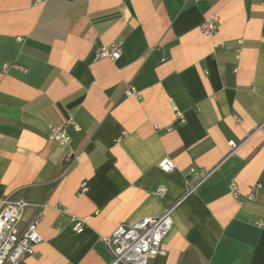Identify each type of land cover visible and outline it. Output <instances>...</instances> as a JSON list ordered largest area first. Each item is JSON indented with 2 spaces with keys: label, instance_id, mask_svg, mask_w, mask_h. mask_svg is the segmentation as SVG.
Returning a JSON list of instances; mask_svg holds the SVG:
<instances>
[{
  "label": "crops",
  "instance_id": "0c3cea01",
  "mask_svg": "<svg viewBox=\"0 0 264 264\" xmlns=\"http://www.w3.org/2000/svg\"><path fill=\"white\" fill-rule=\"evenodd\" d=\"M191 167L213 171L149 264H264V0H0V200L29 202L24 225L44 205L24 264H108L102 236L180 200Z\"/></svg>",
  "mask_w": 264,
  "mask_h": 264
},
{
  "label": "built area",
  "instance_id": "2783aa9c",
  "mask_svg": "<svg viewBox=\"0 0 264 264\" xmlns=\"http://www.w3.org/2000/svg\"><path fill=\"white\" fill-rule=\"evenodd\" d=\"M219 17L213 15L201 25L203 33L213 35L219 28ZM121 56V44L114 43L111 46H103L96 50V58L117 59ZM127 93L137 94L134 88H128ZM175 107V105H174ZM178 118L184 121L183 113L179 112ZM74 123L73 119L69 120ZM74 128L79 130L78 124ZM126 132H124L125 134ZM50 138L64 145H69L71 135L67 132L65 125L51 126ZM232 150L236 148L235 142H230ZM68 157L78 161L80 154H74L71 150ZM164 171H172L175 162L172 158L166 157L159 162ZM213 169L191 167L186 175V190L183 197L164 209L156 217L142 218L134 223L120 224L110 234L102 236L111 259L108 264H149L154 256L166 255L164 240L173 226V212L180 201L194 193L197 188L211 175ZM81 191L88 190V182L81 183ZM235 195L238 194L237 184H232ZM168 188L166 185H159L155 194L163 199L166 197ZM29 202L23 198H12L6 196L0 200V264H24L28 255L35 251V246L43 240L39 232V225L43 218L44 205L38 206L32 219L23 224L24 215ZM74 228L77 231L84 229L85 222L81 218L74 217Z\"/></svg>",
  "mask_w": 264,
  "mask_h": 264
}]
</instances>
